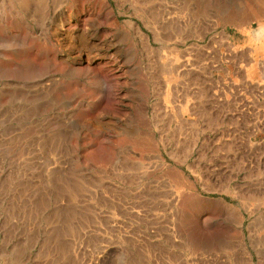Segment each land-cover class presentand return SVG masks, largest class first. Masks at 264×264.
Wrapping results in <instances>:
<instances>
[{
	"label": "rangeland",
	"instance_id": "1",
	"mask_svg": "<svg viewBox=\"0 0 264 264\" xmlns=\"http://www.w3.org/2000/svg\"><path fill=\"white\" fill-rule=\"evenodd\" d=\"M0 264H264V0H0Z\"/></svg>",
	"mask_w": 264,
	"mask_h": 264
}]
</instances>
